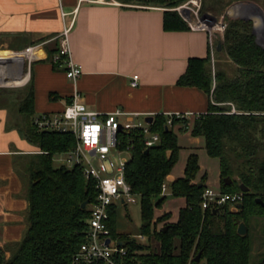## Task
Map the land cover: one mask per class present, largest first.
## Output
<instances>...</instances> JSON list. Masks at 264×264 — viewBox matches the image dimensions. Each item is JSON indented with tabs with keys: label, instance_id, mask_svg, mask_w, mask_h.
I'll use <instances>...</instances> for the list:
<instances>
[{
	"label": "trees",
	"instance_id": "obj_1",
	"mask_svg": "<svg viewBox=\"0 0 264 264\" xmlns=\"http://www.w3.org/2000/svg\"><path fill=\"white\" fill-rule=\"evenodd\" d=\"M115 1L163 8L165 31L189 29L173 10L186 0ZM233 1L240 0H211L210 7L221 13L225 4ZM226 23L221 51L216 49L214 54L223 55L235 68L232 75L217 68L213 73L209 51L205 58L188 60L185 73L177 81L180 87L197 88L208 96L207 112L192 120L173 117L170 126L164 115H155L151 130L159 135L158 145L147 149L142 138L134 141L125 179L140 205L141 226L135 236L147 238V244L139 243L130 234L117 233V205L111 206L108 228L111 238L126 249L124 264H250L249 225L253 219L264 218V207L256 203V199L264 203V48L256 43L252 21ZM58 53L56 40L50 63L53 70L65 73L64 56L52 62ZM11 96L13 93L0 90V109L14 106L20 118L7 129L17 130L38 153L14 157V170L28 203L26 229L19 242L0 247V264H73L74 256L86 242L90 206L98 190L78 167L54 165V158L73 149L76 141L70 134L40 131L34 126L32 82L12 101ZM230 104L238 114L228 113ZM177 126L182 133L201 138L206 154L218 160L220 192L242 194L241 207L236 211L230 210V204L202 209L207 174H200L198 156L193 152L187 156L183 176L167 186L171 197L184 202L176 220L170 222L168 212L157 215L167 199L161 196V187L178 162ZM226 178L231 180L229 185H225ZM240 185L249 191L243 193ZM85 202L88 205L82 208ZM241 223L247 228L244 236L237 233ZM198 254L200 260L196 262ZM260 264H264V258Z\"/></svg>",
	"mask_w": 264,
	"mask_h": 264
},
{
	"label": "crops",
	"instance_id": "obj_2",
	"mask_svg": "<svg viewBox=\"0 0 264 264\" xmlns=\"http://www.w3.org/2000/svg\"><path fill=\"white\" fill-rule=\"evenodd\" d=\"M74 10L68 42L71 58L81 67L82 75L72 83L64 72L53 70L50 56L57 37L72 19L69 16L63 20L61 12ZM164 11L117 2L104 5L79 4L78 0H0V38L8 48L3 53L13 59L23 57V62L16 63L21 67L29 63L24 55L33 48L25 81L33 85L36 115L62 112L76 92L88 109L99 113L115 109L153 117L206 113L208 96L197 88L180 87L177 81L185 73L188 60L207 57L208 35L189 27L185 31H165ZM134 76L138 77L135 87ZM12 125L7 110L0 109V247L19 242L26 229L28 203L14 170V157L38 153L17 130L7 129ZM179 129L180 126L175 128L180 133L177 135L184 136ZM187 136V146H181L178 138L180 151L186 149L190 154L203 149L201 138ZM201 173L206 172L200 168ZM174 179L171 173L167 185ZM217 189L220 191V186ZM163 206L157 215L171 214ZM173 217L171 214L170 222L176 220L177 214Z\"/></svg>",
	"mask_w": 264,
	"mask_h": 264
},
{
	"label": "built area",
	"instance_id": "obj_3",
	"mask_svg": "<svg viewBox=\"0 0 264 264\" xmlns=\"http://www.w3.org/2000/svg\"><path fill=\"white\" fill-rule=\"evenodd\" d=\"M78 3L89 4H113V0H78ZM77 10L72 13L61 12L62 19L72 16V19L64 26L57 37L59 53L52 58V62L59 61L64 56L66 68V79L72 83L79 80L82 75L81 67L75 64L71 58L69 48V33L74 25V16ZM195 20H193V18ZM183 13L182 19L187 23L191 31H200L208 35V43L213 61L214 44L213 32L223 35L226 24L213 23L210 15L199 18L198 12ZM33 48L26 51L25 57L29 63L32 60ZM138 77H133L132 86L137 84ZM231 106L229 114H238ZM167 118V125H171L173 117L176 119L192 120L198 114L175 113L164 114ZM150 115L137 113H126L115 109L109 113H99L90 110L82 102L79 93H74L71 102L56 114H39L33 119L34 126L40 131H49L60 134H70L76 143L73 149L59 155L64 156L71 166L81 169L86 180H92L98 190L95 202L90 206V219L86 242L73 258V264H124L123 258L126 249L122 244L110 236L108 228L109 210L111 206L122 203L123 205H134L138 202L137 197L132 193L131 187L125 179L127 163L130 160L131 151L134 148V141L137 137L142 138L145 148H152L160 142L159 135L151 130V124L146 122ZM165 182L161 187V196H168V187ZM242 201V194L228 195L220 191L206 189L202 195L201 207L203 210L215 209L230 204V210L236 211ZM144 241V237H136ZM109 243L106 244V241Z\"/></svg>",
	"mask_w": 264,
	"mask_h": 264
},
{
	"label": "rangeland",
	"instance_id": "obj_4",
	"mask_svg": "<svg viewBox=\"0 0 264 264\" xmlns=\"http://www.w3.org/2000/svg\"><path fill=\"white\" fill-rule=\"evenodd\" d=\"M211 3H212L211 0H186L183 3L179 4L177 7L173 8V10L177 11V13L181 16V18L183 16V13L184 14L191 13V17H192V12L195 11L198 12L199 18L208 14L211 16L212 22L213 20L216 21L215 23L221 22L223 24H227L226 20L252 21L256 42L257 44L264 47V0L233 1L225 4L221 13L219 12L218 8L212 10L210 7ZM219 5L217 7H219ZM126 6L144 7L138 5H126ZM245 6L249 8V11L251 13L258 16L260 22L259 24H257L255 21L256 19L252 18L250 15H246L243 17L242 16L233 17L229 14V11L234 7H240V9L242 8L247 9L245 8ZM192 18L193 20H195L194 17ZM213 34H214V44L217 49L218 43H220V41L222 42L223 35H220V33L218 32H213ZM5 42L6 41H3V39L0 38V90H5L13 93V96H11V98L9 99L10 101H12V99L17 97L19 92H21L29 84V81H25V78H27L26 74H28L29 63L27 64V62L26 63L24 62L23 65L20 67V65L16 63L23 62L22 60L23 57H18V58L16 57L13 59L12 56H8L5 53H3L4 51H7L6 50L7 46L5 45ZM215 52L216 50L214 51V53ZM216 68L224 70L228 76H231L235 70V68L231 64H229V62L226 60V58L223 55L217 56V54H214L213 62L211 64V70L213 71V73L215 72ZM229 107L231 109V106ZM9 108L11 109L7 110V113L9 116L10 124L15 125L16 121H18V119L20 118L16 113L14 106H9ZM175 132L177 134H180L178 133L177 130H175ZM187 135L190 134L185 133L184 136L178 135L179 143L181 146H187L189 140V137ZM188 152L189 151L186 149H181V151L179 152L178 162L172 171V175L174 176V178H179L182 176L183 168L185 166V162L189 154ZM196 152L198 156L199 166L202 171H205L207 173L208 176V181L206 183L207 187L214 191H218L217 188L218 186H220L218 160L210 158L202 148L197 150ZM54 165L56 167L60 165H65L67 168L72 167L71 164L66 161L64 156H60V157L56 156L54 158ZM182 205H183V201L181 199H176L168 195L164 203L163 210L165 209L169 210L171 214L175 217L178 209ZM159 212L160 211L157 210V214ZM140 226H141V220H140L139 203L137 202L134 205H130V204L123 205L122 203H118L117 223H116L117 233L130 234L133 237L140 232ZM159 226L160 225H158V227ZM248 232L251 241L250 264H260L264 258V218L253 219L251 224L249 225ZM137 240L141 241L138 238ZM139 243L147 244V238H145L144 241Z\"/></svg>",
	"mask_w": 264,
	"mask_h": 264
},
{
	"label": "water",
	"instance_id": "obj_5",
	"mask_svg": "<svg viewBox=\"0 0 264 264\" xmlns=\"http://www.w3.org/2000/svg\"><path fill=\"white\" fill-rule=\"evenodd\" d=\"M216 21L215 20H213V23H215ZM253 34H254V28H253ZM257 43V42H256ZM259 45V44H258ZM259 46H261V45H259ZM261 47H263V46H261ZM264 48V47H263ZM217 51H221V43H218V45H217ZM146 122L148 123V124H151L152 122H153V118L152 117H147L146 118ZM231 183V180L229 179V178H226L225 179V185H229ZM202 184H200V186H201ZM240 190L243 192V193H247L248 191H249V189L247 188V187H244L243 185H240ZM256 203L257 204H259V205H261L262 207H264V203L260 200V199H256ZM88 205V202H85V203H83L82 205H81V207L82 208H85L86 206ZM239 208L241 207V205H239L238 206ZM237 233H238V235H240V236H244V235H246L247 234V228H246V226L243 224V223H241L239 226H238V229H237ZM109 243V240H107L106 241V244H108ZM195 260H196V262H198L199 260H200V254H198L197 256H196V258H195Z\"/></svg>",
	"mask_w": 264,
	"mask_h": 264
},
{
	"label": "bare ground",
	"instance_id": "obj_6",
	"mask_svg": "<svg viewBox=\"0 0 264 264\" xmlns=\"http://www.w3.org/2000/svg\"><path fill=\"white\" fill-rule=\"evenodd\" d=\"M245 8H247V9H244V8H242V9H240V7H234L233 9H231L230 11H229V14L231 15V16H233V17H236V16H239V17H243V16H246V15H250L252 18H254V19H256L255 21H256V23L257 24H259L260 22H259V18H258V16L257 15H255V14H253V13H251L250 11H249V8L248 7H246L245 6ZM245 10V11H244ZM249 11V12H248ZM248 12V13H247ZM258 26V25H257Z\"/></svg>",
	"mask_w": 264,
	"mask_h": 264
}]
</instances>
